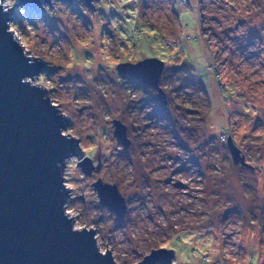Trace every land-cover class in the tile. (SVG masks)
<instances>
[{
	"label": "rangeland",
	"instance_id": "obj_1",
	"mask_svg": "<svg viewBox=\"0 0 264 264\" xmlns=\"http://www.w3.org/2000/svg\"><path fill=\"white\" fill-rule=\"evenodd\" d=\"M95 6L56 1L40 15L18 7L11 26L46 67L33 83L63 106L71 121L64 134L80 140L95 167L87 175L75 157L65 165L76 229L98 231L100 249L110 246L118 264L161 248L175 251L174 264H264V0ZM137 21L165 42L145 37L133 46ZM146 58L165 62L170 106L117 71ZM113 120L127 126L128 150ZM229 139L252 168L232 163ZM98 180L117 185L128 206L123 218L100 205Z\"/></svg>",
	"mask_w": 264,
	"mask_h": 264
},
{
	"label": "water",
	"instance_id": "obj_2",
	"mask_svg": "<svg viewBox=\"0 0 264 264\" xmlns=\"http://www.w3.org/2000/svg\"><path fill=\"white\" fill-rule=\"evenodd\" d=\"M7 8L0 0V264H118L115 255L100 249L96 230L76 229L77 222L67 211L70 190L64 179L68 159L75 157L87 175L95 170L80 140L65 135L71 121L54 105L50 91L33 80L45 72L39 59L30 57L11 29L15 8L24 7L42 14L56 1L15 0ZM96 10L99 0H82ZM166 65L157 58L117 66L120 75L155 89L167 105L161 87ZM114 131L128 150L132 144L128 128L113 120ZM232 163L252 168L233 143L227 142ZM182 187V184H178ZM100 205L118 218L128 210L117 185L98 180L93 184ZM174 250L161 248L137 264H174ZM188 264V263H187Z\"/></svg>",
	"mask_w": 264,
	"mask_h": 264
},
{
	"label": "trees",
	"instance_id": "obj_3",
	"mask_svg": "<svg viewBox=\"0 0 264 264\" xmlns=\"http://www.w3.org/2000/svg\"><path fill=\"white\" fill-rule=\"evenodd\" d=\"M145 2H147V1H145ZM146 6V5H145ZM89 7V6H88ZM90 8V7H89ZM139 11V10H138ZM175 12H177V11H175ZM178 16V15H177ZM179 19V18H178ZM180 23V22H179ZM145 26H147L148 28H150L151 29V31H153L154 33H155V37H149V36H147L146 35V31H145V28H143V25H141V23L140 22H138L137 21V25L136 26H134L133 27V29H131V33L129 34L130 35V39H131V42H132V44H133V46L138 42V41H140L141 39H143V38H150V41L152 40V42H154V41H157L158 39H160L163 43L165 42V37H164V35H162V32H160V31H158V30H154V28H153V26L152 25H150V24H148V25H146L145 24ZM137 34L139 35V36H137ZM154 39V40H153ZM165 47H168V45L166 44V45H164ZM173 65H171V67H172ZM177 66V65H176ZM175 66V67H176ZM171 67H169V68H171ZM178 67V66H177ZM176 67V68H177ZM176 68H174V70H177ZM160 83L161 84H165V77L163 78L162 77V79H161V81H160ZM160 84V85H161ZM170 86V85H169ZM178 93V91H176L175 92V94H177ZM162 104H163V102H162ZM164 105V104H163ZM171 105V103L168 101V103H167V106H170ZM210 138V139H209ZM209 138L207 139L206 138V142H209V140H213V138H215L214 136H209ZM220 142H222L223 144H226V141H220ZM210 145H211V143H209ZM211 147H213V146H211ZM230 153V152H229ZM230 156H231V154H230ZM231 159H232V157H231ZM172 250V249H171ZM205 256V255H204ZM250 264H252V262H250Z\"/></svg>",
	"mask_w": 264,
	"mask_h": 264
},
{
	"label": "built area",
	"instance_id": "obj_4",
	"mask_svg": "<svg viewBox=\"0 0 264 264\" xmlns=\"http://www.w3.org/2000/svg\"><path fill=\"white\" fill-rule=\"evenodd\" d=\"M140 35V34H139ZM138 34H137V36H139ZM168 46H169V44H168Z\"/></svg>",
	"mask_w": 264,
	"mask_h": 264
},
{
	"label": "flooded vegetation",
	"instance_id": "obj_5",
	"mask_svg": "<svg viewBox=\"0 0 264 264\" xmlns=\"http://www.w3.org/2000/svg\"><path fill=\"white\" fill-rule=\"evenodd\" d=\"M165 107H167V105H165Z\"/></svg>",
	"mask_w": 264,
	"mask_h": 264
}]
</instances>
